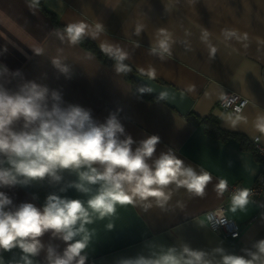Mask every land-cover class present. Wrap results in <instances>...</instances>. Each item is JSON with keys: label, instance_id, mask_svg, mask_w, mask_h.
I'll use <instances>...</instances> for the list:
<instances>
[{"label": "crops", "instance_id": "0c3cea01", "mask_svg": "<svg viewBox=\"0 0 264 264\" xmlns=\"http://www.w3.org/2000/svg\"><path fill=\"white\" fill-rule=\"evenodd\" d=\"M31 3L0 0V49L7 47L0 63L60 91L65 105L91 110L100 123L116 113L125 133L136 142L158 135L157 155L173 149L186 164L213 177L203 198H190L184 189L175 191L170 201L174 210L162 212L154 207L145 212L118 205L114 217L90 226L95 234L86 249V264H116L121 258L147 256L155 247L181 241L205 251L222 244L228 252L243 255L241 249L264 239V212L250 202L245 211L233 214L228 211L230 199L225 193L218 198L214 189L220 179H226L228 186L249 187L263 165L252 140L258 137L264 147V134L256 129L258 118L264 117V0H39L30 8ZM70 23H84L83 38L101 54L110 56L104 49L119 47L129 54L124 62L135 73L185 92L193 101L188 113L211 119L226 137H212L164 100L140 95L123 72L115 71L116 62L105 64L80 43L61 42L53 30L62 32ZM138 25L143 26L139 36L135 34ZM161 28L174 41L171 56L163 60L150 53ZM204 31L209 34L207 43L201 39ZM225 31H234L236 36L225 39ZM209 45L217 49L214 56H210ZM36 48H44L43 55L34 54ZM57 49H62L61 55L71 65V78L51 64ZM229 92L247 99L240 111L218 106ZM0 190L15 205L32 202L40 207L51 193L82 198L73 189L59 193V186L47 183ZM34 195L38 198L33 199ZM177 201L186 205L183 211L175 209ZM218 205H224L225 214L238 223L237 239H223L208 226L196 224ZM109 222L114 224L111 231L106 227ZM42 240L47 245L50 234ZM51 243L61 250L64 247L60 240ZM0 255L7 262L13 256L18 259L19 250ZM33 259L40 264L44 253Z\"/></svg>", "mask_w": 264, "mask_h": 264}, {"label": "clouds", "instance_id": "9594fccd", "mask_svg": "<svg viewBox=\"0 0 264 264\" xmlns=\"http://www.w3.org/2000/svg\"><path fill=\"white\" fill-rule=\"evenodd\" d=\"M39 0H32L34 7ZM103 25L97 24V28ZM61 42L78 44L85 35L84 23H70L61 32L53 30ZM143 26L138 25L139 36ZM152 55L161 60L171 56L174 43L166 29L158 30ZM208 32L202 41L208 42ZM236 36L225 31L224 38ZM210 56L217 49L209 45ZM116 61L117 73L127 70L123 63L128 53L119 47L104 49ZM7 47L0 49V55ZM43 55L44 48L33 49ZM57 49L51 57L52 66L66 78H71V65ZM144 93V89H139ZM161 94L159 99H164ZM256 129L264 134V117L258 118ZM158 135H149L136 142L125 133L116 113H110L100 123L91 110L78 105H65L62 94L48 86L24 77L21 69H10L0 63V189L27 188L47 183L59 186V193L75 190L82 198H70L56 193L48 194L42 206L32 202L15 205L13 199L0 190V253L19 250L0 264H34L33 258L44 253L40 264H86V249L95 234L90 228L96 221L114 217L117 206L132 205L147 212L159 208L162 212L173 209L170 205L175 191L184 189L190 198H203L213 177L207 171H197L186 164L173 149L157 155ZM136 145L133 147V145ZM66 175L71 179H65ZM218 198L228 191V181L220 179L214 186ZM249 188L232 192L228 211L243 212L250 204ZM35 195L33 199H37ZM186 205L177 201L175 209L183 211ZM225 212L216 209L196 221L200 227L225 224ZM109 231L114 224L106 225ZM50 234L46 245L42 238ZM51 240H60L61 250ZM243 255L228 252L218 245L205 251L194 249L181 241L178 245L158 246L149 255L121 258L116 264H264V239L255 241L251 248H243Z\"/></svg>", "mask_w": 264, "mask_h": 264}, {"label": "built area", "instance_id": "2783aa9c", "mask_svg": "<svg viewBox=\"0 0 264 264\" xmlns=\"http://www.w3.org/2000/svg\"><path fill=\"white\" fill-rule=\"evenodd\" d=\"M247 103V99L234 93L229 92L226 94L221 100L218 102V106L222 110H230L233 112L240 111ZM252 146L256 153L262 158L263 165L261 167V170L256 175L254 183L249 187H243L239 184H230L228 186V191L225 192L226 198L230 199V196L233 191L239 188H249L252 195L250 197L251 202H253L260 212H264V147L261 146L258 142V137L254 138L252 140ZM216 209H223L225 212V206L224 205H218L207 212H205L204 216L206 217V214L209 212H212ZM226 223L223 225L216 226L215 231H213L211 225H208V228L217 233L221 238L223 239H237L240 234V227L238 223L229 218L225 214Z\"/></svg>", "mask_w": 264, "mask_h": 264}, {"label": "water", "instance_id": "95a60500", "mask_svg": "<svg viewBox=\"0 0 264 264\" xmlns=\"http://www.w3.org/2000/svg\"><path fill=\"white\" fill-rule=\"evenodd\" d=\"M133 79L139 84L141 89L148 91L149 95L153 98H159L164 94L165 104L175 109L180 114H187L193 101L182 90L175 88L172 85L164 84L153 80L149 77L140 74H133Z\"/></svg>", "mask_w": 264, "mask_h": 264}, {"label": "trees", "instance_id": "16d2710c", "mask_svg": "<svg viewBox=\"0 0 264 264\" xmlns=\"http://www.w3.org/2000/svg\"><path fill=\"white\" fill-rule=\"evenodd\" d=\"M80 45L82 47H84L85 49H88L92 52H94L99 59H101L105 64H111L113 62H116L112 56H105L103 54H101V52H99L97 50V48H95V46L93 45V43L91 41L86 40L85 38L82 37L81 41L79 42ZM125 64V62H123ZM127 66V64H125ZM125 79L131 84L132 88L138 92L140 95H142L143 97H147L150 99H154L153 97H151L148 93V91L144 90V93H140L139 89H141L139 87V84L133 79L132 75L133 74H137L135 73L129 66H127V70L123 72ZM165 84V83H164ZM162 100V99H161ZM186 117L188 118V120L193 123V124H200L203 129L205 130V132L207 134H209L212 137H219V138H224L226 137L223 132L215 125L212 123L211 119L208 118H200L199 116H197L196 114H194L193 112H189L186 114ZM211 120V121H210ZM239 145L242 147V142L240 141Z\"/></svg>", "mask_w": 264, "mask_h": 264}]
</instances>
